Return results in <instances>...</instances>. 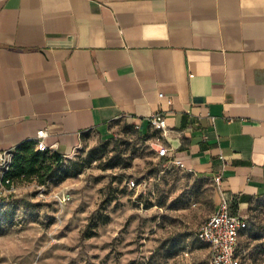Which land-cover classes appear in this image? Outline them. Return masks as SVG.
I'll return each instance as SVG.
<instances>
[{"label": "crops", "instance_id": "obj_1", "mask_svg": "<svg viewBox=\"0 0 264 264\" xmlns=\"http://www.w3.org/2000/svg\"><path fill=\"white\" fill-rule=\"evenodd\" d=\"M121 121L245 216L264 194V0H0V154L45 130L69 157Z\"/></svg>", "mask_w": 264, "mask_h": 264}, {"label": "rangeland", "instance_id": "obj_2", "mask_svg": "<svg viewBox=\"0 0 264 264\" xmlns=\"http://www.w3.org/2000/svg\"><path fill=\"white\" fill-rule=\"evenodd\" d=\"M152 136L121 121L85 139L42 186L17 182L0 206V264H208L196 236L219 202L214 179L157 159ZM66 194L61 204L57 196ZM238 239L241 264H264V194ZM92 221L94 235L82 231Z\"/></svg>", "mask_w": 264, "mask_h": 264}, {"label": "built area", "instance_id": "obj_3", "mask_svg": "<svg viewBox=\"0 0 264 264\" xmlns=\"http://www.w3.org/2000/svg\"><path fill=\"white\" fill-rule=\"evenodd\" d=\"M161 96V94H160ZM149 125L154 129L164 132L166 124L160 114H152L148 118ZM47 136L45 130H39L36 134L35 149L41 152L49 150L43 140ZM155 156L157 159H167L168 149L159 143L156 139L153 143ZM12 156L8 153L0 154V206L4 205L8 198H12L16 193V187L9 179L5 177L8 171ZM169 164L182 168L183 165L178 162L167 160ZM218 180L216 183L218 184ZM61 204L69 201L66 194L57 196ZM247 227V217L230 212V204L222 199L216 211L212 213L199 226L196 236L197 239L205 244L209 250L208 264H241L237 256L238 234Z\"/></svg>", "mask_w": 264, "mask_h": 264}, {"label": "trees", "instance_id": "obj_4", "mask_svg": "<svg viewBox=\"0 0 264 264\" xmlns=\"http://www.w3.org/2000/svg\"><path fill=\"white\" fill-rule=\"evenodd\" d=\"M63 158L66 157L57 152H50L49 150L44 152L38 151L35 149V141L27 140L25 143L17 146L12 153L11 162L8 171L5 173V177L9 179L14 186H16L17 182L28 179L34 180L37 185L42 186L47 180L56 177L57 169L55 166L59 165ZM160 160L164 159L161 158ZM236 209L237 203L232 202L230 204V212L236 214ZM247 227L239 232L238 239ZM94 229L95 224H92V221H90L82 231V237L90 238L95 233Z\"/></svg>", "mask_w": 264, "mask_h": 264}]
</instances>
